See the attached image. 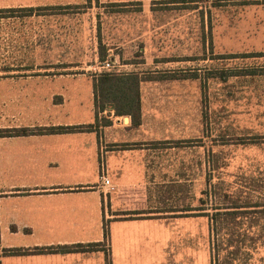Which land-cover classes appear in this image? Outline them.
Returning <instances> with one entry per match:
<instances>
[{"label": "rangeland", "instance_id": "1", "mask_svg": "<svg viewBox=\"0 0 264 264\" xmlns=\"http://www.w3.org/2000/svg\"><path fill=\"white\" fill-rule=\"evenodd\" d=\"M239 1L243 0H0V8L64 6L0 12V80L37 72L39 67L50 68L39 73L94 76L106 71L101 67L105 60L120 69L117 73L140 71L141 77L153 80L146 89L149 94L154 91L148 110L157 121L177 126L186 144L183 151L194 154L195 173L200 155L201 189L212 192V212L225 205L264 204V3ZM21 63L34 68L12 67ZM4 129L8 128H0V136ZM75 139L0 141V190L21 187L33 171L66 172L71 162L91 173L90 163L77 161L84 153L64 145ZM6 192L0 196L4 220L18 202ZM230 229H209L202 221L201 251L206 252L214 233L227 236ZM257 229L259 235L264 230ZM240 230L244 236L254 233ZM6 249L0 238V253ZM263 255H250L249 262L256 259L260 264Z\"/></svg>", "mask_w": 264, "mask_h": 264}, {"label": "crops", "instance_id": "2", "mask_svg": "<svg viewBox=\"0 0 264 264\" xmlns=\"http://www.w3.org/2000/svg\"><path fill=\"white\" fill-rule=\"evenodd\" d=\"M258 3L264 1L237 4ZM12 67L17 71L34 68L22 63ZM10 68L6 67V74ZM44 69L50 68L1 78L0 128L29 130L94 122L92 83L96 75L39 73ZM135 73L140 77L141 111V122L136 126L130 125L129 115H124L126 122L119 115L112 123L96 128L52 133L29 130L0 136V141L75 137L64 145L84 153L77 161L84 160L93 169L90 173L71 162L66 172L46 175L33 171L21 187L0 190V196L7 191L5 195L18 200L6 219H0L1 242L5 248L28 249L1 252L0 264H258L248 258L259 251L264 254V204L225 205L212 212V192L201 189L200 155L195 173L194 154L183 151L186 144L177 126L157 121L148 110L154 91L149 94L146 89L153 80L141 77L140 71ZM186 142L194 147L193 142ZM100 159L114 186L111 190L99 178ZM202 221L209 229L235 230L230 229L227 236L214 233L202 252ZM248 228L253 235L241 234L240 229ZM257 228H261L260 235ZM72 244L95 246L66 252L33 250Z\"/></svg>", "mask_w": 264, "mask_h": 264}, {"label": "trees", "instance_id": "3", "mask_svg": "<svg viewBox=\"0 0 264 264\" xmlns=\"http://www.w3.org/2000/svg\"><path fill=\"white\" fill-rule=\"evenodd\" d=\"M53 6L64 7L61 5H39V6H27V7H2L0 12H15L19 10L31 11L34 8L39 10H46L54 8ZM100 56L103 58L105 50H102L100 45ZM140 77L135 72L117 73L112 71L99 72L93 80V94L95 105V119L94 122L87 125H71V126H50L40 128L39 130L44 132H66L79 130L81 128H93L98 125H105L112 123V118L119 115H129L130 125L136 126L141 122L140 111V90H139ZM103 111H106L105 115H102ZM113 111L112 117L110 113ZM101 113L100 117L104 120L99 122L98 113ZM1 132H5L4 135L11 134H26L27 128L20 129H4ZM105 235V229H104ZM94 244H89L84 247L81 244L72 245H59V246H47L45 248L37 247L33 250L38 251H73V250H92ZM28 249L24 248H7L4 252H24Z\"/></svg>", "mask_w": 264, "mask_h": 264}, {"label": "built area", "instance_id": "4", "mask_svg": "<svg viewBox=\"0 0 264 264\" xmlns=\"http://www.w3.org/2000/svg\"><path fill=\"white\" fill-rule=\"evenodd\" d=\"M101 67L106 70V71H116L118 72L120 69L115 68L114 63L110 62L108 60H105ZM98 175L99 178L101 179V181H103V184L106 185L110 190L114 188V186L112 185V183L110 182L108 176H107V168L103 162V160H99V164H98Z\"/></svg>", "mask_w": 264, "mask_h": 264}]
</instances>
